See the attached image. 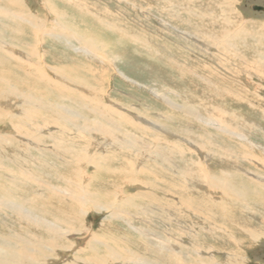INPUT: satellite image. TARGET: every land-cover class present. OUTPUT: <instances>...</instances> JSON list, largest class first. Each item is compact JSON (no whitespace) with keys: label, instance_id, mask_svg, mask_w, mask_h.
<instances>
[{"label":"rangeland","instance_id":"374dc122","mask_svg":"<svg viewBox=\"0 0 264 264\" xmlns=\"http://www.w3.org/2000/svg\"><path fill=\"white\" fill-rule=\"evenodd\" d=\"M254 6L264 7V0H0V75L7 77L0 80V190L21 207L16 216L0 213V234L24 237L32 230L48 241L35 254L42 264L68 263L75 244L82 250L77 257L96 261L112 246L120 252L115 264H133L131 253L157 258L164 251V260L175 264H264V12ZM30 57L48 77L35 83L33 106L18 100L25 91L7 89L28 78L20 60ZM25 109L35 114L26 125L31 131L19 128ZM216 109L233 115L230 131L205 122ZM145 121L165 124L169 133L157 137ZM96 123L134 144L140 154L126 147L127 158L142 161L141 176L139 168L122 166L124 154L109 139L92 132L85 137L98 146L93 155L107 156L96 159L102 169L94 176L82 164L83 177L64 163L58 152L68 156L71 144L60 136ZM28 134L35 143L25 144ZM156 139L176 166L167 162L163 170L149 156L157 154ZM115 167L173 191L189 207L167 211L172 197L153 202L140 195L144 187L131 184L124 189L130 205H113L112 194L122 192ZM202 173L240 192L227 197L226 187L221 196L202 182ZM106 180L113 184L100 185ZM23 209L37 225L30 227ZM31 234L24 238L32 240ZM99 235L110 239L108 247ZM91 237L94 252L86 248Z\"/></svg>","mask_w":264,"mask_h":264},{"label":"bare ground","instance_id":"6f19581e","mask_svg":"<svg viewBox=\"0 0 264 264\" xmlns=\"http://www.w3.org/2000/svg\"><path fill=\"white\" fill-rule=\"evenodd\" d=\"M89 50L92 51V50H94V48H92V47L89 46ZM32 58L33 57L20 60L21 62H23V63L26 64V68L25 69H22V71H23V73H22L23 74V77L24 78H27V76H28V78L27 79H23L20 83L12 86L10 89H9V87H7V89L8 90L15 91V94H16V92L18 90L25 91L26 93L20 94L21 97H19L18 100L19 101L20 100H23V102H24L25 105L30 104V105L33 106V103L35 104V101H34V99H32V97H31L32 94L31 93H36L37 87H36V84L35 83H38L37 81L41 82L40 80H42V79H45V83H46V82H48V77H47V75H45L46 73L44 72V70H42V68L40 70H36V69H39V68L36 67V61L34 59H32ZM263 67L264 66H262V68ZM32 69H35V71H32ZM7 72L9 74L11 73V72H9V70ZM36 74H37V77L35 76ZM6 78L7 77L5 75H0V80L2 82L5 81L7 83V81L5 80ZM28 79H30L31 81H29ZM17 88H18V90H17ZM231 92L234 93L235 91H231ZM0 93H1V90H0ZM222 93H223V91H222ZM101 104H102V102H100V105ZM103 105H105V106H103L102 108L100 107L101 109H111L110 107H108V105H106V104H103ZM113 109H114L113 111H117L116 108H113ZM113 111H111V112H113ZM21 112L23 114L19 115V117L22 119V121L20 122V125H22V126H19V128L21 130L31 131L28 127H26V125L29 126L31 124H28V123L34 121L35 114H33V110L25 109V110H21ZM68 113H69L70 116H72V117L74 116L72 114L73 113L72 111H68ZM17 114H18V112H16L15 115H17ZM229 115L230 114L228 112L226 113L225 111L216 109V111L214 112V115H212V117H211L212 120L209 119L207 121H205V120L204 121L206 123H208L210 121L214 122L216 124V126H215L216 129H218L219 131L224 132L225 131V128H226V130H229L227 128H228V125H230V123L227 121V118L230 117V116L231 117L233 116V115H230V116ZM1 116L2 115L0 113V118H1ZM27 117H32L33 120L32 121H26L25 119ZM108 122H109V120H108ZM141 125H144L146 129L148 128V130H151V133H153V134L154 133H157V137H160V136H163V135H166V134L169 133V130H167V127H166L165 124H158V123H152V122L145 121ZM33 126H36V125H33ZM113 126L114 125L112 124V127ZM232 128L233 127H230V129H232ZM232 130H234V129H232ZM72 131H70V130H66L65 131V134L67 135V138L61 137V136L59 138L60 140H67V141L70 142L71 148L70 149L67 148V150L69 152L68 153V156H63V155L60 154V152H58V154L61 156V158H63L64 163L66 165H69V166L71 165V167L73 169L74 168L75 169L77 168V172L82 173L83 177L86 174L83 173V170H81V168H80L82 166V164H86L88 166H92L95 169V172L93 174L95 176L96 173L98 171H100L102 169V167H103V166L99 165V161H97L96 159L97 158H100V159L105 160V157H107L104 154H99V156H97V158L95 157L96 154L93 155L96 152H92V150H95V151H99V150H98V146H95V144L92 143V141H89V139H90L89 136L87 138L85 137V135L87 133H90V132H92L94 134L97 133V135L98 134H103L105 140H108V139L110 140V141L108 140V142L114 148L113 151H116V149H120L119 152L122 153V154H124V157H121L120 156L123 159V161H122L123 162V165L122 166L127 167V168H130L131 171L134 170L135 168H139V171H138V174L139 175L145 171V168L142 166V161H137L136 162V161H133V160H129L127 158V154H128L129 151L127 150L126 147H128V148L131 149V146L134 145V144L130 143V141L127 138L124 139L123 138L124 137V134H123V137H121L122 135H120V132H119L120 130L118 131L116 129H112V128H110L108 126H105V125L104 126H100V124L96 123L93 126L88 125V124H84L82 126H77V127H74ZM131 134H133V133H131ZM131 134H129V135H131ZM146 136H147V134H146ZM30 137H32V135H29V134H28V136L24 137L26 139V140H24L25 141V144H31V142L32 143L33 142L34 143L36 142L35 137L34 138H30ZM39 137L40 136L38 135L37 138H39ZM172 137H175V136L173 135ZM91 139H93V138H91ZM136 140L137 141L138 140L143 141L140 138L139 139H136ZM149 141H150V139H149ZM149 141L148 140H145V142H141V144H140L141 147H143V145L145 143L149 142ZM158 141H159L158 139L151 141V142L157 143V146H156L157 147V149H156L157 150V154L150 153L149 156L152 157V158L153 157H158L160 159V161H161L160 163L162 164V168L164 170L165 169V166H168V163L169 164H173V165H175V164L170 161V159L172 160L173 155L172 156H165L164 157V147H162V145ZM130 144H132V145H130ZM135 144L137 145V143H135ZM93 146H94V148H93ZM175 147H176V144L171 143L169 145V147H168L169 148V152H173V150L175 149ZM141 149H142V152L145 151V148L144 147L141 148ZM55 150L56 151H59L57 149H55ZM113 151H111V152H113ZM131 151L135 154V156H138L140 154V153L137 154L136 152H134L133 147H132ZM112 154H114V153H112ZM117 154H118V152H117ZM261 166L264 167V165H262V164H261ZM172 167H173V172H172L173 173V176H172V184H171V186H173V182L176 179V173L174 172V166H172ZM114 170L116 171V173L120 174V175L116 176L115 182L117 184H119V181H122V183L119 184L120 187H121V189H122V192L121 191L118 192L117 196H115V195L112 194V196L115 197L116 200H117V201H114L113 202V205L122 206L123 205L122 202H125V203H128V204L131 202L132 199L131 198H126L125 197V192H124L125 187L131 184V185H139V189H140V187H142V188L144 187L145 189H144V191H140L141 192L140 195H143V193H145L143 195V198L144 199H150L153 202H154V199L155 200L164 199V198L168 199L169 197H172L173 198L172 199V202L171 203H166V209H167V211L175 212L176 211V208L183 209V207H189V202H185L186 199L185 200H180L179 198H177L176 194L173 193V191L172 192L171 191H168L167 193H165L162 189H160V187H158L156 185L157 183H153L152 184V183H149L148 181L144 180L142 177H138V176L133 177L128 171H121L120 170L121 172H118L119 171V167H115ZM148 171H151V170L148 169ZM158 173H159V171H158ZM121 175H123V176H121ZM201 177H203L201 179L202 182L204 184H206L210 189H219L221 196L225 195V188L226 187H227L226 190L228 191L227 197H231L232 195L235 194V193H232V190H234V192H240L239 189L233 187L232 185H230V187H229L228 184L226 185V184H219V183H217L216 181L212 180L209 175H207L205 173H202ZM29 179H31V178H29ZM132 180H135V181H132ZM90 181L93 182L92 179H90ZM157 181H160V180L157 179ZM263 181H264V179H263ZM129 182H131V183H129ZM111 184H113V182L111 180H106V181H103V182L100 181V185H111ZM83 186L81 184V187H83ZM111 189H113V192L115 191V188L114 187H112ZM185 193H184V195H185ZM137 195H139V194H137ZM82 197L85 198V195L82 194ZM3 198H4V191L3 190H0V199H3ZM177 199H178V201H177ZM3 200L6 201V203L4 204V202L2 200H0V213H4V211H8L9 213L10 212L11 213L14 212L13 215H15V216L18 215V213H19L18 211H19V209L21 207L19 208L17 206V204H12L11 203L12 200L9 199V198H5ZM178 204L181 205V206H178ZM186 204H187V206H186ZM97 205L98 204L96 203V206ZM151 205H152V207H154V209H157L158 210L159 204H157L156 206H154V204H151ZM191 207H193V206H191ZM196 210H198V209H196ZM23 212L27 214V220L29 221V223H31L30 224V227H32L33 223H35V225H37L36 222H34V220L31 218L32 212H26L25 209H23ZM87 215H89V214L87 213ZM39 224H41V223L39 222ZM42 224L45 225L44 226L45 227L44 230L49 229V227H48L49 223L48 222H45V223H42ZM104 224H105V222L102 225H104ZM82 227L84 228V230L87 228L84 225V221H83ZM130 227H132V229L136 230L137 232L138 231L141 232V230L139 228H137V227H134V226H130ZM31 233H33L32 230H31ZM31 233H30V231L25 232L24 237H26L28 234H31ZM48 233L51 235V238H55L58 235L57 232L51 231L50 229L48 230ZM0 235L5 238L4 239V238H2L0 236V264H42L41 261H39V260H37L35 258V254L36 253L40 254L41 249H45L46 250V249H48L50 247L48 241H44V240H40L39 241L36 238V236L35 237L33 236L35 234H33V235L31 234L32 237H33L32 240H28V239H26L24 237H20L19 234L18 233H15V232H12V234H10V235H4V234H0ZM256 235L257 234H253L254 237H256ZM93 237H91L90 240L86 243V246H88V247L84 246V247L88 248V251L93 250L92 252L95 251V247H96V245H94V243H97V242L91 241V240L94 239ZM95 237H96V239H98L97 241H99L100 244L105 245V248H106V246L108 247L109 242H110L109 236H108V239H109L108 242H107V240L104 237L102 238L101 235H99L98 237L97 236H95ZM121 243L124 244V241H121ZM75 245L72 246V250L75 252L73 258H71L68 261V263L67 262H64V264H77L79 260H80V263L83 261L84 263H87L88 262V264L96 261V258H93L92 256H90L89 258L88 257L87 258L77 257L76 255L79 254L82 250L80 248H75ZM111 248H112V246H109L108 248H106V252L107 253L106 252L105 253L107 255L105 254L106 256H104V255L103 256H100L99 259L96 262H94L93 264H109V263L115 264V262L119 259V253L120 252H118V251L115 252ZM167 249H169L170 251H172L170 248H167ZM165 253L166 252L164 251L163 254H159V256L157 258H155V257H147V256H144V255L139 256V254L137 256H134L133 253H131L130 255L132 256V258H134L133 264H149L148 262L158 263V264H175L173 261H170L171 258H170L169 261L164 260V254ZM96 254H97V256H99L98 253H96ZM82 255H84V254H82ZM172 255L174 257L173 252H172L171 256ZM106 257H107V259H109V261H106L105 260Z\"/></svg>","mask_w":264,"mask_h":264},{"label":"water","instance_id":"95a60500","mask_svg":"<svg viewBox=\"0 0 264 264\" xmlns=\"http://www.w3.org/2000/svg\"><path fill=\"white\" fill-rule=\"evenodd\" d=\"M252 9L255 10V11H262V12H264V7L254 6V7H252Z\"/></svg>","mask_w":264,"mask_h":264}]
</instances>
